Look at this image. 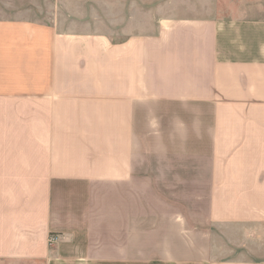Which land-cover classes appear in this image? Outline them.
Here are the masks:
<instances>
[{"label": "crops", "instance_id": "crops-1", "mask_svg": "<svg viewBox=\"0 0 264 264\" xmlns=\"http://www.w3.org/2000/svg\"><path fill=\"white\" fill-rule=\"evenodd\" d=\"M0 264H264V0H0Z\"/></svg>", "mask_w": 264, "mask_h": 264}, {"label": "built area", "instance_id": "built-area-1", "mask_svg": "<svg viewBox=\"0 0 264 264\" xmlns=\"http://www.w3.org/2000/svg\"><path fill=\"white\" fill-rule=\"evenodd\" d=\"M56 241V238L54 236H50L48 239L49 244H52Z\"/></svg>", "mask_w": 264, "mask_h": 264}]
</instances>
